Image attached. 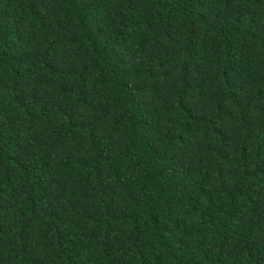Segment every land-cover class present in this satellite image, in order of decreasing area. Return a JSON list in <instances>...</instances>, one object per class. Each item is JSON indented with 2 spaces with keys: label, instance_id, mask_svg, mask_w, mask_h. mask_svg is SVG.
Returning a JSON list of instances; mask_svg holds the SVG:
<instances>
[{
  "label": "trees",
  "instance_id": "obj_1",
  "mask_svg": "<svg viewBox=\"0 0 264 264\" xmlns=\"http://www.w3.org/2000/svg\"><path fill=\"white\" fill-rule=\"evenodd\" d=\"M0 264H264V0H0Z\"/></svg>",
  "mask_w": 264,
  "mask_h": 264
}]
</instances>
